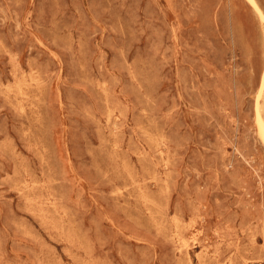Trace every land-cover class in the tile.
<instances>
[{"label":"rangeland","instance_id":"1","mask_svg":"<svg viewBox=\"0 0 264 264\" xmlns=\"http://www.w3.org/2000/svg\"><path fill=\"white\" fill-rule=\"evenodd\" d=\"M261 133L264 0H0V264H264Z\"/></svg>","mask_w":264,"mask_h":264},{"label":"bare ground","instance_id":"2","mask_svg":"<svg viewBox=\"0 0 264 264\" xmlns=\"http://www.w3.org/2000/svg\"><path fill=\"white\" fill-rule=\"evenodd\" d=\"M258 8V7H257ZM259 9V8H258ZM262 123V122H261ZM260 129H261V127H260ZM262 135L261 136H263V138H264V133H261Z\"/></svg>","mask_w":264,"mask_h":264}]
</instances>
